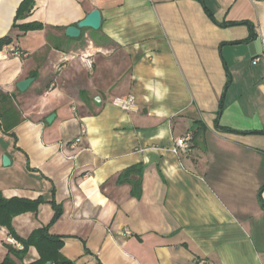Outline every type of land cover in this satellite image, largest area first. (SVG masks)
I'll return each mask as SVG.
<instances>
[{
    "label": "crops",
    "instance_id": "crops-1",
    "mask_svg": "<svg viewBox=\"0 0 264 264\" xmlns=\"http://www.w3.org/2000/svg\"><path fill=\"white\" fill-rule=\"evenodd\" d=\"M22 1L0 0V193L43 203L15 233L54 201L73 264H264V0H34L26 33ZM94 10L98 31L66 36ZM17 245L0 227V263Z\"/></svg>",
    "mask_w": 264,
    "mask_h": 264
},
{
    "label": "trees",
    "instance_id": "trees-1",
    "mask_svg": "<svg viewBox=\"0 0 264 264\" xmlns=\"http://www.w3.org/2000/svg\"><path fill=\"white\" fill-rule=\"evenodd\" d=\"M34 7V0L22 1L17 9L12 30H18L20 32L26 33L42 28V25L37 23L20 24L21 21L27 19L31 15ZM85 30L87 29H84V31ZM81 37L82 35L80 36V38ZM12 43L13 38L11 35L1 38L0 51H2L4 47L9 46ZM205 129L206 126L203 124V122H195L193 128L190 130L192 132V148L197 147V139L203 134ZM132 173L136 174L139 177L136 182H132L134 185V193L136 194V192H140L141 187V168H133L132 170L127 171L124 175H122V178H125ZM41 203H43L42 199L33 201L22 198L6 199L0 193V227H6L10 232V236L22 246V249L8 246L9 252L4 261L0 264H26L25 260L31 248H35L37 250L40 259L30 264H46L47 262H50L51 264H73L71 261L64 259L60 253V250L63 246L62 238L49 234V227L53 223H55L62 214L61 208H58L54 204V201L52 202V204L55 210V215L48 226L35 230L27 238H21L15 233L12 226L14 218L25 213H36Z\"/></svg>",
    "mask_w": 264,
    "mask_h": 264
},
{
    "label": "water",
    "instance_id": "water-1",
    "mask_svg": "<svg viewBox=\"0 0 264 264\" xmlns=\"http://www.w3.org/2000/svg\"><path fill=\"white\" fill-rule=\"evenodd\" d=\"M102 25V14L99 10H94L89 13L82 21H80L76 26H70L66 30V36L71 39H77L80 37L83 29H91L98 31ZM34 82L33 78L21 81L17 84L18 89L21 92H26L30 85ZM55 115L48 118V123H52ZM10 159L7 156L3 157V165L5 167L10 166ZM46 264H51L47 262Z\"/></svg>",
    "mask_w": 264,
    "mask_h": 264
},
{
    "label": "built area",
    "instance_id": "built-area-1",
    "mask_svg": "<svg viewBox=\"0 0 264 264\" xmlns=\"http://www.w3.org/2000/svg\"><path fill=\"white\" fill-rule=\"evenodd\" d=\"M82 59L86 62V64L91 67L92 66V61H91V56L89 54H85L82 56ZM62 68H59L61 70ZM133 104V98H129L128 100H123L119 103L120 106H123L124 108H129ZM84 133V131H83ZM191 136H188L181 141H179L176 144V152L178 153H188L190 151V138ZM78 143V142H77ZM127 234H130L127 232ZM18 248H22V246L17 245Z\"/></svg>",
    "mask_w": 264,
    "mask_h": 264
}]
</instances>
